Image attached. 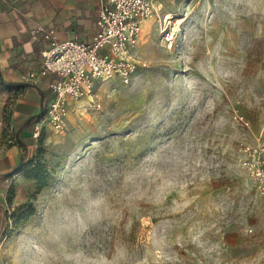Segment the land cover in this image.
<instances>
[{
  "label": "rangeland",
  "instance_id": "1",
  "mask_svg": "<svg viewBox=\"0 0 264 264\" xmlns=\"http://www.w3.org/2000/svg\"><path fill=\"white\" fill-rule=\"evenodd\" d=\"M163 13L175 46L148 18L130 83H97L62 131L11 89L3 140L27 156L18 146L1 176L0 264H264L250 171L264 158V0H164Z\"/></svg>",
  "mask_w": 264,
  "mask_h": 264
},
{
  "label": "built area",
  "instance_id": "2",
  "mask_svg": "<svg viewBox=\"0 0 264 264\" xmlns=\"http://www.w3.org/2000/svg\"><path fill=\"white\" fill-rule=\"evenodd\" d=\"M97 34L91 42L78 38L52 43L42 52V63L37 71L29 70L22 79L33 84L42 83L51 76L48 88L52 98L46 104L41 124L47 123L56 132L65 127L70 107L89 96L100 82L120 80L129 84L139 61L136 47L141 36L142 23L158 18L162 43L175 46L180 24L171 15L163 13L164 0H97ZM32 36L50 40L52 31L39 25ZM0 100V149L4 143V119L10 100V91H3ZM39 127L37 128V134ZM36 136V135H35ZM257 191L264 196V158L250 168ZM11 221L5 217L0 232V250L11 230Z\"/></svg>",
  "mask_w": 264,
  "mask_h": 264
},
{
  "label": "crops",
  "instance_id": "3",
  "mask_svg": "<svg viewBox=\"0 0 264 264\" xmlns=\"http://www.w3.org/2000/svg\"><path fill=\"white\" fill-rule=\"evenodd\" d=\"M97 11V0H0V100L4 98L5 89L10 91V95L12 89L23 96V104H32L28 96H35L38 102L33 103L35 112L46 106L52 98L48 88L52 77L47 76L36 85L24 81L22 76L29 70L37 71L40 68L41 52L52 43L71 38L91 42L98 31ZM39 25L52 31L50 40L32 36V31ZM41 91H50L49 100H42ZM17 147L11 148L12 153L16 154L12 157L2 144L0 181L1 176L16 166L19 158Z\"/></svg>",
  "mask_w": 264,
  "mask_h": 264
},
{
  "label": "trees",
  "instance_id": "4",
  "mask_svg": "<svg viewBox=\"0 0 264 264\" xmlns=\"http://www.w3.org/2000/svg\"><path fill=\"white\" fill-rule=\"evenodd\" d=\"M40 38L43 39V37H40ZM41 95H42V100L44 101L45 99H47V98L50 96V91H49V92H48V91H41ZM36 118H37L36 116L32 117L31 121L35 120ZM27 124H28V123L21 125V126L19 127V129H18V133H20V132L23 131L24 129L28 128V125H27ZM17 145H18L19 148L21 149V152H22V159H23V162H24V160L26 159V156H27L26 146L24 145L23 141H20V140H19V141L17 140ZM16 169H17V167L14 168V169H11V171H9V172H7V173H5V174H8V173L14 172ZM5 174H4V175H5ZM35 178L38 179V180L40 181L41 186H45V183H44V182H45V178L42 176V174L36 176Z\"/></svg>",
  "mask_w": 264,
  "mask_h": 264
},
{
  "label": "bare ground",
  "instance_id": "5",
  "mask_svg": "<svg viewBox=\"0 0 264 264\" xmlns=\"http://www.w3.org/2000/svg\"><path fill=\"white\" fill-rule=\"evenodd\" d=\"M146 21H147V20H146ZM144 23H145V25H144ZM144 26H145V31H148V29H149V22L146 23V22L144 21V22L142 23V28H143Z\"/></svg>",
  "mask_w": 264,
  "mask_h": 264
},
{
  "label": "water",
  "instance_id": "6",
  "mask_svg": "<svg viewBox=\"0 0 264 264\" xmlns=\"http://www.w3.org/2000/svg\"><path fill=\"white\" fill-rule=\"evenodd\" d=\"M3 223H4V221H2V225H1V228H0V232H1V230H2V227H3Z\"/></svg>",
  "mask_w": 264,
  "mask_h": 264
}]
</instances>
